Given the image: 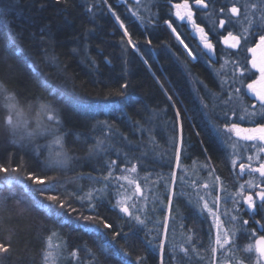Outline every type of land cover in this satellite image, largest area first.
<instances>
[{
  "label": "trees",
  "instance_id": "16d2710c",
  "mask_svg": "<svg viewBox=\"0 0 264 264\" xmlns=\"http://www.w3.org/2000/svg\"><path fill=\"white\" fill-rule=\"evenodd\" d=\"M119 17L101 0H0V264H45L53 236L58 264H179L182 169L225 173L185 50L156 16L145 31ZM5 93L43 136L13 138Z\"/></svg>",
  "mask_w": 264,
  "mask_h": 264
},
{
  "label": "flooded vegetation",
  "instance_id": "af4514ba",
  "mask_svg": "<svg viewBox=\"0 0 264 264\" xmlns=\"http://www.w3.org/2000/svg\"><path fill=\"white\" fill-rule=\"evenodd\" d=\"M101 1L114 17L127 16L142 31L147 29L149 17L156 16L157 24L179 36L176 39L191 61L188 95L194 108L199 106L207 114L208 126L224 151L226 175L218 171V176L233 193L229 214L238 226V243L230 242L234 233L228 231L224 247L214 245V224L219 220L228 229V221L219 205L201 201L198 193L203 181L214 176L213 169L183 168V175L194 178L185 179L190 183L187 200L193 211L179 212L184 223L180 231L185 234L177 249L179 264L182 258L188 264H217L220 260L264 264L257 244L258 239L264 243V0ZM196 140L202 145V158H210L202 139ZM199 241L201 246L211 242L212 250L197 248Z\"/></svg>",
  "mask_w": 264,
  "mask_h": 264
},
{
  "label": "rangeland",
  "instance_id": "374dc122",
  "mask_svg": "<svg viewBox=\"0 0 264 264\" xmlns=\"http://www.w3.org/2000/svg\"><path fill=\"white\" fill-rule=\"evenodd\" d=\"M247 14V13H246ZM254 16V14H253ZM116 21L118 24L123 28L124 23L116 18ZM247 19V18H246ZM173 31V30H172ZM176 38L179 40V36L173 31ZM189 52V51H188ZM7 94V93H5ZM8 99V109H9V124L11 127V133L13 138L17 141V138L19 140H24L27 138L26 136L33 133L37 130L36 133H38L40 136H43L46 131V126L42 124L43 122H47V120H44L43 117H40V120L37 123H31L29 120H24L23 117L17 112V105L15 100L10 94L5 95ZM53 116L52 113H48L45 115V118L51 119ZM34 127L36 128L35 130ZM33 132H30L32 131ZM59 143L57 140H54V143L50 142L48 145V151L49 154L53 157L54 161H60L62 160V152L59 149ZM213 177H208L203 181V188L201 189L200 193V200L205 202L212 201L214 203V206L217 205L220 206V213L224 214V218L228 221V229L227 225L224 223H221L219 220L214 224V236H213V242L216 247V249L223 248L225 245V240L223 239L225 234L229 231V233H234V235L231 237L230 242L236 244L238 243V240L236 239L235 233H238V226L235 224V221L231 219V216L229 214L230 208L229 204L231 203V200L233 199V193L229 188H226V186L221 182L220 177L218 176V173L212 174ZM174 178V177H173ZM59 243L57 241V237L53 236L50 238L47 244V250L45 252V264H58V255H59ZM231 259L232 256H229ZM73 262L76 264L78 262V256L73 255ZM87 264H92L91 262H88ZM219 264H226L225 262H221Z\"/></svg>",
  "mask_w": 264,
  "mask_h": 264
},
{
  "label": "water",
  "instance_id": "95a60500",
  "mask_svg": "<svg viewBox=\"0 0 264 264\" xmlns=\"http://www.w3.org/2000/svg\"><path fill=\"white\" fill-rule=\"evenodd\" d=\"M257 244L259 246L258 251L264 255V243H263V239H258L257 240Z\"/></svg>",
  "mask_w": 264,
  "mask_h": 264
}]
</instances>
